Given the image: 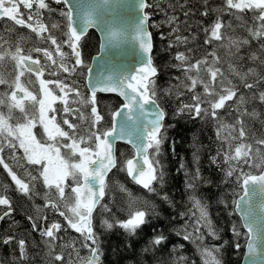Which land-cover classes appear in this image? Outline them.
I'll list each match as a JSON object with an SVG mask.
<instances>
[{
    "label": "snow or ice",
    "instance_id": "snow-or-ice-1",
    "mask_svg": "<svg viewBox=\"0 0 264 264\" xmlns=\"http://www.w3.org/2000/svg\"><path fill=\"white\" fill-rule=\"evenodd\" d=\"M111 3L112 0H102V5ZM21 6L26 13L21 12ZM81 7L76 0H0V19L11 22L0 32V85L8 89L0 92V109H6L0 110V166L11 180L9 185H0L3 209L0 221L16 211L13 200L17 194L29 202L38 198L41 203L35 206L37 215H29L27 220L31 231L38 232L43 241L46 264H101L103 253L93 214L98 207L101 215L112 213V208L101 202L113 187L118 186L127 194L126 208H118L127 212V218L117 219L113 214L114 223L103 219L101 227L105 230L119 226L128 237H133L160 215L156 204L134 196L118 181L110 182V173L115 177L126 172L147 192L156 193L170 206L173 204L167 193L160 195L153 185L162 189L165 184V170L159 157L170 127L164 123L168 113L160 101L175 95L179 102L176 115L188 113L216 123L220 147L211 163L224 172V183L231 178L241 187L243 194L234 205L245 222L247 255L251 264H264V0H221L219 5L199 0V8L191 5L190 0L175 3L170 0L167 5L137 0L131 5L134 17L131 39L138 43L142 55L138 59L133 57L135 63L128 70L97 73L95 84L91 82L93 68L84 59L82 41L89 28L100 26L95 10L101 5L89 7L78 22L75 15ZM154 7L164 13L169 26L168 35L172 39L168 47L184 49L174 55L173 67L182 74L176 78L180 84L175 90L158 89L156 85L159 70L151 55L148 11ZM166 9L173 14L169 15ZM177 11L183 19L175 14ZM197 15L196 23L190 24ZM16 26L28 33L17 32L13 36ZM237 28L242 29V35L230 34ZM201 35L200 47L205 52L197 56L199 48L189 45ZM124 36L122 30L111 28L107 44L116 46ZM33 37L39 45L46 46L25 48L24 42ZM107 44L100 45L102 55ZM242 49H247L246 55ZM46 73L55 79H46ZM75 76L88 81V94L82 93L71 79ZM34 83L38 85L36 92L29 87ZM97 93H115L122 98V103L107 113L110 117L107 127ZM185 96H190V102L181 99ZM57 103L60 109L55 107ZM15 112L19 115L14 119ZM149 116L152 118L146 119ZM226 118H231V122H226ZM249 121L259 122V136ZM37 125L42 129L44 142L34 132ZM117 140L132 146L131 158L118 157ZM6 150L20 171L6 162ZM193 155L198 163L196 153ZM241 165L259 172H245ZM179 170H185L184 163ZM185 177L191 208L180 216H188L189 222L176 235L183 234L185 241L200 242L197 250L202 264H223V245H206L202 231L205 229L213 240L221 238L213 225L209 205L197 195L198 182L211 181L202 176L198 166L191 175L185 170ZM254 197H259L255 203ZM42 209L57 213L64 224L49 221ZM68 229L83 237L80 248L88 249L86 257H81L76 241L64 242L63 233ZM153 231L157 234L148 241L145 252L159 251L167 241L163 232ZM232 231L238 237L241 235L235 226ZM0 245L11 247L13 253L18 251L11 264H26L30 260L29 248L36 246L15 233L0 236ZM235 247L239 249L241 245L236 243ZM172 264H195V261L181 255Z\"/></svg>",
    "mask_w": 264,
    "mask_h": 264
},
{
    "label": "trees",
    "instance_id": "trees-1",
    "mask_svg": "<svg viewBox=\"0 0 264 264\" xmlns=\"http://www.w3.org/2000/svg\"><path fill=\"white\" fill-rule=\"evenodd\" d=\"M154 5L159 2L163 5H167L170 0H150ZM175 3L176 0H171ZM183 2V0H180ZM191 5H195L199 8V0H190ZM213 5H219L221 0H210ZM169 15L173 13L171 10L166 9ZM151 13L150 29L152 32L153 48L152 59L153 63L158 68V76L156 77V85L158 89H168L173 83L174 78L181 76L179 70L173 67L176 63L174 55L177 50L183 51V47L180 49L168 47L171 36L169 33V26L165 23V15L159 9L154 7L148 10ZM176 15L183 19L182 13L177 11ZM199 19V16L193 17L189 23L195 24ZM225 19H228L225 16ZM235 27V25H234ZM181 29H184V25H181ZM241 29H236V35L239 36ZM184 34H188L185 32ZM94 33H89L87 38L93 37ZM166 37V38H165ZM203 36L189 47L199 48L197 56L203 55L204 48L198 47L197 43L202 44ZM210 50V49H208ZM247 49L242 50V54L246 55ZM248 63L245 64V68ZM173 70H177V74ZM176 84L179 85L180 81L176 79ZM171 87V86H170ZM112 98L110 104L114 105L119 101V98L115 95H109ZM184 102H190V96L181 97ZM178 101L175 99V95L170 97H164L160 104L162 108L168 113L165 118V125L167 128L168 139L162 146L160 161L165 170V184L162 189L157 187L160 195L167 193L173 204L163 202L156 193H149L142 186L133 182L126 174V172H119L112 176L109 174V181H118L125 185L134 196L142 197L157 205V210L160 215L153 217L150 225L144 226L138 230L137 234L133 237H128L123 229L119 226H114L112 230H105L101 227V221L108 219L109 222H113L112 215L115 214L117 219L127 218V212L119 209L126 208L127 194L119 190V188L113 187L110 192L105 196V199L101 202L106 203L112 208V213H103L101 215L99 207L94 212L93 223L96 229L97 235L101 244L102 259L101 264H172L173 260L183 255L189 261L194 260L195 264H202V258L197 250V244L199 241L193 243L192 241L183 240V234L176 235V231H179L183 226L189 222V217H181L180 213H187L191 208V203L188 200L189 192L185 190V170L191 175L198 166L201 169V174L204 178L211 181V183L198 182L197 195L202 197L209 205V213L213 221V225L219 231L220 240H213L207 236L205 229H202L205 233L204 243L209 246L222 247V260L223 264H242L243 248H244V230L241 226L239 217L233 211V200L237 195L241 187L231 178L228 179V183H224V172L217 168L216 165L211 163V157L216 155L217 149L220 144L216 138V123L209 119H202L184 113L183 115H176L175 109L178 106ZM258 106V105H257ZM251 107V105L249 106ZM226 122H231V118H226ZM249 126L254 130L257 136H259L261 126L258 121H249ZM191 132H193L191 136ZM120 149L125 151L124 157L119 153ZM173 149L175 151H173ZM198 150V151H197ZM116 152L121 159L128 158L133 152L132 148L123 142H118L116 145ZM194 152L198 157V163L194 159ZM185 164V170H179L180 164ZM245 172H256L257 170H251L245 165H241ZM251 170V171H249ZM115 172V169L113 170ZM7 176V175H6ZM8 177V176H7ZM9 178V177H8ZM10 180V179H9ZM0 185H9L6 182L1 181ZM36 200H39L38 198ZM31 203L22 196L16 195L13 200V206L18 214H25V210H28V206ZM3 210L0 208V211ZM28 213V212H27ZM19 215L17 217H19ZM194 217L192 220L194 221ZM23 223L22 230L15 233L18 237L33 242L35 247L29 248L30 260L26 264H46L45 252L43 241L39 237L31 236L29 224L24 216L19 222ZM233 226L241 233L238 237L232 229ZM163 232L167 236V241L159 251L145 252L143 249L148 246V241L152 236L157 234V231ZM191 231V228H189ZM14 233V232H12ZM69 236L65 237V240L72 239L77 242V247L80 250V255L86 257L88 255V249L80 248V242L77 238L78 233L69 232ZM8 234H11L8 232ZM35 235V234H32ZM239 243L241 247L236 249L235 244ZM175 247V250H174ZM15 256L19 253L13 250L9 246L0 245V261H4V264H11Z\"/></svg>",
    "mask_w": 264,
    "mask_h": 264
},
{
    "label": "water",
    "instance_id": "water-1",
    "mask_svg": "<svg viewBox=\"0 0 264 264\" xmlns=\"http://www.w3.org/2000/svg\"><path fill=\"white\" fill-rule=\"evenodd\" d=\"M82 7L77 9L75 19L78 22H81V17L83 13L89 9L91 6H95L100 4L101 7L95 10V18L99 22V27H95L99 34L100 43H99V51L97 54L93 55L90 66L93 68V75L91 82L95 84L97 82V73L103 72L105 74L118 73L119 71L128 70L135 63L133 57L137 59L142 55L140 52L138 43L131 39V31L133 27V9L131 5L137 3V0H112V3L109 5H102V0H76ZM107 22V23H105ZM101 28L104 30L101 31ZM111 28L120 29L125 33V36L121 38L116 46L112 44H107V34ZM149 31L150 27H149ZM101 43L107 44L105 50H101ZM153 44V42H152ZM86 83L88 81L86 80ZM115 94V93H114ZM117 95V94H116ZM118 96V95H117ZM121 100L122 98L119 97ZM122 103V102H121ZM152 117H147L146 119H151ZM117 142L125 141L117 140L115 142V148ZM131 146L130 144H128ZM132 147V146H131ZM133 149V148H132ZM134 152V149H133ZM132 156V155H131ZM130 156V158H131ZM259 171L252 172V174H258ZM129 177V176H128ZM131 179V177H129ZM132 180V179H131ZM133 181V180H132ZM134 182V181H133ZM242 189L236 195L235 200H239V197L242 195ZM259 197H254V203L258 201ZM233 209L237 216L240 219V223L244 231L247 230L243 227L244 220L242 219L241 211L235 208L233 205ZM247 236L244 242L243 248V256L241 263L242 264H251L250 258L247 255ZM101 259V258H100Z\"/></svg>",
    "mask_w": 264,
    "mask_h": 264
},
{
    "label": "flooded vegetation",
    "instance_id": "flooded-vegetation-1",
    "mask_svg": "<svg viewBox=\"0 0 264 264\" xmlns=\"http://www.w3.org/2000/svg\"><path fill=\"white\" fill-rule=\"evenodd\" d=\"M53 7H60V6L53 5ZM20 10L23 13L27 12V10L24 9L22 6H21ZM10 24H11V22L8 21L6 18L0 19V32L5 31L6 25H10ZM149 27H150V20H149ZM17 32L20 34H27L28 30L20 28L19 26H16V29H15V32L13 33V36H15V34ZM91 32L94 33V36L87 38V35ZM239 34L240 35L243 34L242 29L240 30ZM99 43H100V38H99V34H98L97 30L95 28H89L86 36L84 37V39L82 41L84 59H85L86 63H88L89 65L91 64L93 55L97 54L99 51ZM23 46L25 48H29V47H33V46H46V45H39V42L35 39V37H33V39L24 42ZM197 46L200 47V43H197ZM252 50L254 51L255 48H253ZM65 51H68V49L65 48ZM221 53H222V51H221ZM6 68L8 70H10V66L6 65ZM173 71L175 72V74H177V70H173ZM45 78L46 79H55V77L48 76L47 73L45 74ZM34 79L35 78H33V80ZM71 79H74L76 81V85L80 88L82 93L88 94L89 90L87 88L86 79L83 76H75V77H72ZM174 82L176 83V78H174L173 83ZM29 87H30V90H33L34 92H36L38 85L34 83L33 85H30ZM4 91H8V89L6 88V86L0 85V92H4ZM109 95L117 96L114 93H97V100H98L100 110L102 113L105 114V126L106 127L108 126L107 122L110 120V117L107 116V113L109 111L115 109L116 107H118L122 102V100H120V98L117 96L119 98V101L117 103H115L114 105L110 104L112 101V98ZM26 105H27V102H26ZM55 107L57 109H60L61 105L59 103H57L55 105ZM29 108H30V106H29ZM0 110L6 111V109H0ZM18 115H19V113L15 112L14 113V119ZM60 118H61L60 114L58 113L57 114V120H60ZM69 118L72 119L71 117H69ZM62 127H64L65 130H67L66 126L62 125ZM34 132L37 135V139H40L42 142H44V137L41 135L42 129L40 128L39 125H37V127L34 129ZM122 150H124V149H120L119 153L121 154V156L124 157L125 151H122ZM61 151H62V153L66 152L65 149H61ZM21 152H22V150H21ZM17 155H20V153H17ZM5 157H6V162L10 163L14 169L20 171L19 166L16 164L15 161H13L11 159V154L8 153L7 150L5 152ZM6 175H7V173L4 171L2 166H0V182L3 181V182H6L7 184H11V180H9L10 177L7 175L9 177L8 178ZM69 183H71V180H69ZM66 192H67V190H66ZM40 203H41L40 200L28 203L29 204L28 210H25V214H20V215L18 214L19 217H17L18 215L17 216H14V215H15V213H18V212L15 211L11 217L6 218L5 221H1L0 222V236L7 235L8 232L18 233L19 230H22V226H24V225H23V223H21V224L19 223L20 220L22 219V216H24L26 218V220H27V216H29V215L36 216L37 212H36L35 206L37 204H40ZM62 210H64V209H62ZM2 211L3 210H1L0 212H2ZM41 211L43 214H46L49 217V221L56 220V221H59L60 223L64 224L63 218L59 217V215L57 213L53 212L52 210L42 209ZM27 222L29 224L28 220H27ZM30 231H31V229H30ZM69 232H74V231H72L71 229H68L66 232L63 233L64 242H65V237L69 236V234H70ZM31 233L35 234V235L30 234L31 236L36 237L37 240L40 241L39 240L40 236H39L38 232H32L31 231ZM68 239H70V238H68Z\"/></svg>",
    "mask_w": 264,
    "mask_h": 264
},
{
    "label": "rangeland",
    "instance_id": "rangeland-1",
    "mask_svg": "<svg viewBox=\"0 0 264 264\" xmlns=\"http://www.w3.org/2000/svg\"><path fill=\"white\" fill-rule=\"evenodd\" d=\"M230 34H234V35H236V32L235 33H230ZM221 51H223V50H221ZM247 54V53H246ZM225 67H226V65H225ZM171 86V88H173L174 90H175V88L178 86L176 83H174V84H171L170 85ZM170 86H169V88H170ZM192 134H193V132H191V136H192ZM251 170H257V169H251ZM251 170H249V171H251ZM118 187V186H117ZM240 190L241 189H239V191H238V193L240 192ZM237 193V194H238ZM236 197V196H235ZM234 200H235V198H234ZM234 200H233V205H234ZM35 201H38V200H35ZM34 202V201H33ZM233 211H234V209H233ZM234 213H235V211H234ZM236 214V213H235ZM237 215V214H236ZM240 220V219H239ZM244 230V229H243ZM77 238H78V240H79V242L80 241H82L83 240V237H81L80 235H78L77 236ZM245 239H246V231H244V242H245ZM67 241H73L72 239H69V240H65V242H67ZM244 242H243V244H244ZM78 246V245H77ZM82 257V256H81Z\"/></svg>",
    "mask_w": 264,
    "mask_h": 264
},
{
    "label": "bare ground",
    "instance_id": "bare-ground-1",
    "mask_svg": "<svg viewBox=\"0 0 264 264\" xmlns=\"http://www.w3.org/2000/svg\"><path fill=\"white\" fill-rule=\"evenodd\" d=\"M93 217H94V214H93ZM1 222V221H0ZM101 259H102V256H101Z\"/></svg>",
    "mask_w": 264,
    "mask_h": 264
}]
</instances>
